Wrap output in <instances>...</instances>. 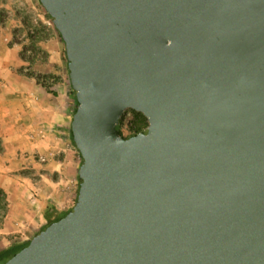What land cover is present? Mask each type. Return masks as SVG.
Here are the masks:
<instances>
[{"label":"water","instance_id":"water-1","mask_svg":"<svg viewBox=\"0 0 264 264\" xmlns=\"http://www.w3.org/2000/svg\"><path fill=\"white\" fill-rule=\"evenodd\" d=\"M39 2L80 189L4 264H264V0ZM126 109L148 126L125 139Z\"/></svg>","mask_w":264,"mask_h":264},{"label":"crops","instance_id":"crops-1","mask_svg":"<svg viewBox=\"0 0 264 264\" xmlns=\"http://www.w3.org/2000/svg\"><path fill=\"white\" fill-rule=\"evenodd\" d=\"M11 30L0 26V189L6 197L0 251L29 241L73 207L81 164L71 140L76 103L61 37L48 29L49 40L38 42L45 59L29 65Z\"/></svg>","mask_w":264,"mask_h":264},{"label":"rangeland","instance_id":"rangeland-1","mask_svg":"<svg viewBox=\"0 0 264 264\" xmlns=\"http://www.w3.org/2000/svg\"><path fill=\"white\" fill-rule=\"evenodd\" d=\"M6 24L12 28L13 42L21 46L22 57L29 62V65H32L36 59H45L46 56L38 46V42L49 40L50 31L48 29L54 25L39 0H0V26ZM63 58L65 67L68 69L65 51ZM42 78L47 77L43 76ZM128 113L132 121V128H134L140 121L139 116L132 110ZM32 235L34 236V234Z\"/></svg>","mask_w":264,"mask_h":264},{"label":"trees","instance_id":"trees-1","mask_svg":"<svg viewBox=\"0 0 264 264\" xmlns=\"http://www.w3.org/2000/svg\"><path fill=\"white\" fill-rule=\"evenodd\" d=\"M41 5V4H40ZM59 34V33H58ZM60 36V34H59ZM61 37V36H60ZM34 78L37 80V81H41L42 77L41 76H36V75H33ZM43 83V82H42ZM70 89H71V93L73 95V98L75 100V103H76V106H77V102H76V99H75V95H74V92L72 90V87L70 85ZM76 106H75V109H76ZM75 109L73 111V114L75 112ZM133 111V110H132ZM134 113H136V115L139 116V119L140 121H138L136 123V126L133 128V134H137L139 132H142L144 131L147 126H148V123H147V120L146 118L141 114V113H138V112H135L133 111ZM120 121V120H119ZM120 122L118 123L117 125V129H118V132L119 134L121 135V137L123 138H129L131 136H127V137H124L120 131ZM71 140H72V134H71ZM72 143H73V140H72ZM74 145V144H73ZM81 158V157H80ZM82 161V159H81ZM80 189V188H79ZM5 210H6V197H5V194L4 192L0 189V218L4 215L5 213ZM68 213V212H67ZM67 213H65L62 217L58 218V219H55L53 221H51L50 223H48L46 226L50 225L51 223L55 222V221H58L60 219H62ZM45 226V227H46ZM44 227V228H45ZM42 228V229H44ZM29 243V241H26L25 243H22V244H18V245H14V246H10L2 251H0V264H4L7 260H9L11 257H13L17 252H19L22 248H24L25 246H27Z\"/></svg>","mask_w":264,"mask_h":264},{"label":"built area","instance_id":"built-area-1","mask_svg":"<svg viewBox=\"0 0 264 264\" xmlns=\"http://www.w3.org/2000/svg\"><path fill=\"white\" fill-rule=\"evenodd\" d=\"M129 111H131V109H126L123 113V115L121 116L120 118V131L122 133V135L124 137H127V136H131V135H134L133 134V128H132V121L131 119L129 118ZM121 121H122V124H121Z\"/></svg>","mask_w":264,"mask_h":264}]
</instances>
